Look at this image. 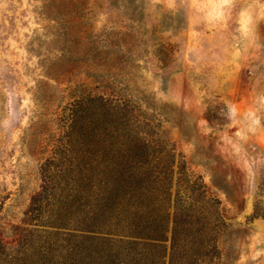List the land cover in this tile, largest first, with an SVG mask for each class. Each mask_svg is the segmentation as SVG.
<instances>
[{"label": "rangeland", "instance_id": "1", "mask_svg": "<svg viewBox=\"0 0 264 264\" xmlns=\"http://www.w3.org/2000/svg\"><path fill=\"white\" fill-rule=\"evenodd\" d=\"M0 264H264V0H0Z\"/></svg>", "mask_w": 264, "mask_h": 264}, {"label": "trees", "instance_id": "2", "mask_svg": "<svg viewBox=\"0 0 264 264\" xmlns=\"http://www.w3.org/2000/svg\"><path fill=\"white\" fill-rule=\"evenodd\" d=\"M166 231V229H162V233L161 231L157 232V231H153L154 233H149L147 235H130V236H133L134 238H136V242L139 244L143 241L141 240H145V241H148V243H151V245H156L158 242H161V241H165L166 240V235H163L164 232ZM139 239V241H138ZM174 239V235H172V238H171V241ZM215 246V244H214ZM172 249V247H171ZM197 260V259H196ZM198 260H201L198 258Z\"/></svg>", "mask_w": 264, "mask_h": 264}]
</instances>
